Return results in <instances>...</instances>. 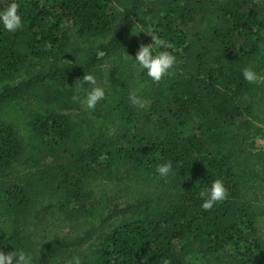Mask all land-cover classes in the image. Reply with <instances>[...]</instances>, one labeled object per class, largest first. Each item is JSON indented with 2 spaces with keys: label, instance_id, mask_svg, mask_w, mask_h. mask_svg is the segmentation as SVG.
<instances>
[{
  "label": "trees",
  "instance_id": "trees-1",
  "mask_svg": "<svg viewBox=\"0 0 264 264\" xmlns=\"http://www.w3.org/2000/svg\"><path fill=\"white\" fill-rule=\"evenodd\" d=\"M16 2L23 28H0V251L33 264H264V0ZM149 33L177 58L158 82L131 59ZM86 74L106 90L94 110ZM215 179L228 198L204 210Z\"/></svg>",
  "mask_w": 264,
  "mask_h": 264
},
{
  "label": "clouds",
  "instance_id": "clouds-1",
  "mask_svg": "<svg viewBox=\"0 0 264 264\" xmlns=\"http://www.w3.org/2000/svg\"><path fill=\"white\" fill-rule=\"evenodd\" d=\"M23 26L24 21L19 11V4L16 0H9L7 6L0 9V28L11 33L21 30ZM138 32L145 31L137 30L132 34H137ZM149 34L153 42L147 45L141 44L135 54V58L130 57L133 61L134 69L138 72H143L152 81L158 82L174 70L177 58L168 50H155L154 44L160 48H165V42L154 33ZM99 55H103V52H100ZM241 75L249 84L256 83L261 79L260 74L250 65L245 66L241 70ZM83 82L89 85V88L85 90L83 103L87 110H94L97 104L105 98L106 90L97 83L96 77L92 74L84 75ZM77 98L73 97V99ZM128 100L133 106L141 108L144 106L143 98L137 95L135 89L129 91ZM155 173L161 178H167L172 174V161L157 164ZM228 195L224 182L221 179H215L211 181L209 186L200 191V207L204 210H210L214 205L225 201ZM0 264H33V257L30 252L24 249H14L7 253L0 251ZM66 264H82V261L80 256L73 255L66 261Z\"/></svg>",
  "mask_w": 264,
  "mask_h": 264
},
{
  "label": "rangeland",
  "instance_id": "rangeland-1",
  "mask_svg": "<svg viewBox=\"0 0 264 264\" xmlns=\"http://www.w3.org/2000/svg\"><path fill=\"white\" fill-rule=\"evenodd\" d=\"M262 130L259 132L257 137H255V146L258 148H264V128L261 127ZM106 214V209L103 208L100 211L96 212L95 215H93L91 221L97 222L100 218H102ZM117 221L112 222L109 227L107 228L110 229L116 225Z\"/></svg>",
  "mask_w": 264,
  "mask_h": 264
}]
</instances>
